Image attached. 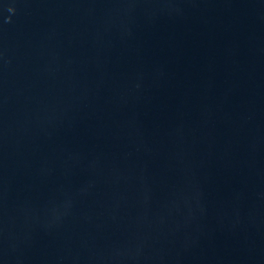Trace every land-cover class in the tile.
Masks as SVG:
<instances>
[{"label":"water","instance_id":"water-1","mask_svg":"<svg viewBox=\"0 0 264 264\" xmlns=\"http://www.w3.org/2000/svg\"><path fill=\"white\" fill-rule=\"evenodd\" d=\"M0 264H264V0H0Z\"/></svg>","mask_w":264,"mask_h":264}]
</instances>
